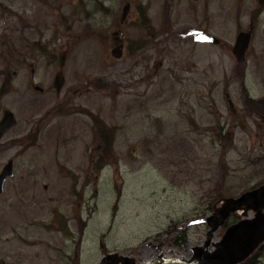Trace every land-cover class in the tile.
<instances>
[{"label":"rangeland","instance_id":"obj_1","mask_svg":"<svg viewBox=\"0 0 264 264\" xmlns=\"http://www.w3.org/2000/svg\"><path fill=\"white\" fill-rule=\"evenodd\" d=\"M166 3L0 0V119L16 118L0 141V172L13 162L0 264L187 261L254 217L243 205L215 232L207 222L264 186V11L257 0H170L169 28ZM95 123L111 132L109 150ZM249 259L264 264V245Z\"/></svg>","mask_w":264,"mask_h":264},{"label":"water","instance_id":"obj_2","mask_svg":"<svg viewBox=\"0 0 264 264\" xmlns=\"http://www.w3.org/2000/svg\"><path fill=\"white\" fill-rule=\"evenodd\" d=\"M260 6L264 5V0H258ZM130 11V5L126 4L122 8L121 22L123 23ZM251 40V32L239 33L236 37L232 53L237 62L244 60ZM215 41V40H214ZM112 55L119 59L122 55L121 48H115ZM64 56L59 58L60 71L54 77L53 87L60 93L64 85V77L61 72L63 68ZM16 125V118L10 110H5L0 120V141ZM13 176V162L8 161L0 172V195L4 192L5 182ZM245 205L246 209L255 211L251 219L241 220L231 226L223 235L220 242L216 244V250L207 252L204 249L209 245L208 241L204 248H196L194 255L187 261L159 256L153 264H240L248 259L262 244L264 245V186L242 194L239 198L228 199L214 216L208 218L211 230L215 232L228 216ZM106 259H111L107 256ZM134 264L128 258L114 256L111 264ZM105 264V262H104Z\"/></svg>","mask_w":264,"mask_h":264},{"label":"trees","instance_id":"obj_3","mask_svg":"<svg viewBox=\"0 0 264 264\" xmlns=\"http://www.w3.org/2000/svg\"><path fill=\"white\" fill-rule=\"evenodd\" d=\"M136 48H137V50L138 49H140L141 48V46L140 45H137L136 46ZM127 50H128V53H130V52H132V48L130 47V46H128L127 47ZM261 103L264 105V101H261ZM97 126H99L98 127V129H97V134H98V136H99V138L103 141V142H105V144H106V148H107V150H109L110 149V147H111V141H112V139L110 140V137H111V132L106 128V127H101V125L102 124H100V123H95ZM109 140H110V142H109ZM29 141H34V139H30ZM100 148H101V145H100ZM108 159H112V157H110V158H108ZM102 163H101V165L102 166H105V164H104V158L102 157V161H101ZM102 166H99V168H101ZM250 262V259L248 258V259H246L245 261H243L242 263H240V264H245L246 262ZM247 262V263H248Z\"/></svg>","mask_w":264,"mask_h":264},{"label":"flooded vegetation","instance_id":"obj_4","mask_svg":"<svg viewBox=\"0 0 264 264\" xmlns=\"http://www.w3.org/2000/svg\"><path fill=\"white\" fill-rule=\"evenodd\" d=\"M167 1V3L165 4V7H164V10H165V20L168 22V27L169 28H171V23H172V13H171V11L169 10V1L170 0H166ZM194 1H196V0H194ZM257 3H258V0H257ZM126 4H129L128 2H126L125 4H124V6L126 5ZM130 5V4H129ZM258 6L260 7L259 9H256V15L258 14V13H260L261 11H264V5L263 6H260L259 5V3H258ZM255 8V7H254ZM121 14H122V10H121ZM128 15H129V13H128ZM128 15H127V17H128ZM255 15V16H256ZM170 16H171V19H170ZM127 17H126V19H125V21L122 23L121 22V15H120V24H124L125 22H126V20H127ZM250 32H251V34H252V31L251 30H249ZM248 31V32H249ZM241 33V32H240ZM215 40V41H214ZM209 41L211 42V43H215V44H218V40H216L215 38H213V37H209ZM122 47V44L120 43L119 45H118V49L119 48H121ZM122 49V48H121ZM141 49V48H140ZM140 49H138V50H140ZM37 88V87H36ZM38 90L39 91H41V89H39L38 88ZM57 93V92H56ZM57 94H59V93H57ZM5 111V110H4ZM4 111L2 112V116H3V113H4ZM2 116H1V119H2ZM0 119V120H1Z\"/></svg>","mask_w":264,"mask_h":264},{"label":"bare ground","instance_id":"obj_5","mask_svg":"<svg viewBox=\"0 0 264 264\" xmlns=\"http://www.w3.org/2000/svg\"><path fill=\"white\" fill-rule=\"evenodd\" d=\"M168 258V257H167Z\"/></svg>","mask_w":264,"mask_h":264}]
</instances>
